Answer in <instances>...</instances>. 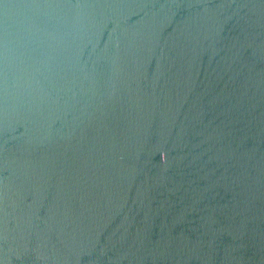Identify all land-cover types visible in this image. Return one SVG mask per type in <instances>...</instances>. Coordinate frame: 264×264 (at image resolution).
<instances>
[{"label":"water","instance_id":"95a60500","mask_svg":"<svg viewBox=\"0 0 264 264\" xmlns=\"http://www.w3.org/2000/svg\"><path fill=\"white\" fill-rule=\"evenodd\" d=\"M0 264H264V0H0Z\"/></svg>","mask_w":264,"mask_h":264}]
</instances>
